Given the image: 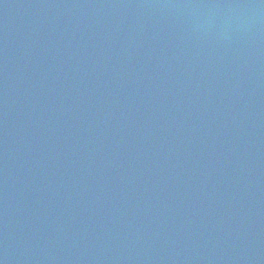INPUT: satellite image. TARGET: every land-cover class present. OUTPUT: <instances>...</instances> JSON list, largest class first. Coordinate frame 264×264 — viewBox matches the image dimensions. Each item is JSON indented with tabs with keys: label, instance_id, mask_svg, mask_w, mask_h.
Here are the masks:
<instances>
[{
	"label": "water",
	"instance_id": "1",
	"mask_svg": "<svg viewBox=\"0 0 264 264\" xmlns=\"http://www.w3.org/2000/svg\"><path fill=\"white\" fill-rule=\"evenodd\" d=\"M0 264H264V0H0Z\"/></svg>",
	"mask_w": 264,
	"mask_h": 264
}]
</instances>
